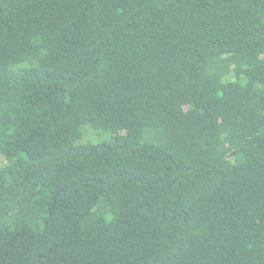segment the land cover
Listing matches in <instances>:
<instances>
[{
	"label": "trees",
	"instance_id": "trees-1",
	"mask_svg": "<svg viewBox=\"0 0 264 264\" xmlns=\"http://www.w3.org/2000/svg\"><path fill=\"white\" fill-rule=\"evenodd\" d=\"M0 264H264V0H0Z\"/></svg>",
	"mask_w": 264,
	"mask_h": 264
},
{
	"label": "rangeland",
	"instance_id": "rangeland-1",
	"mask_svg": "<svg viewBox=\"0 0 264 264\" xmlns=\"http://www.w3.org/2000/svg\"><path fill=\"white\" fill-rule=\"evenodd\" d=\"M96 132L91 129L90 126H85L83 128V138H81L77 143H99L103 141H109L115 135L113 132L97 130Z\"/></svg>",
	"mask_w": 264,
	"mask_h": 264
}]
</instances>
